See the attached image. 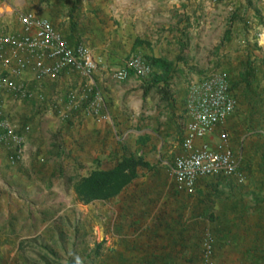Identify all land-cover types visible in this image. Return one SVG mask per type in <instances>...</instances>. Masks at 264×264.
<instances>
[{
  "label": "crops",
  "instance_id": "0c3cea01",
  "mask_svg": "<svg viewBox=\"0 0 264 264\" xmlns=\"http://www.w3.org/2000/svg\"><path fill=\"white\" fill-rule=\"evenodd\" d=\"M192 1L0 0V36L23 32L20 16L34 13L51 21L71 48L85 45L101 61L94 79L104 98L102 114L106 117L88 115L83 108L69 110L67 119L61 117L68 111L67 94L81 90L86 81L78 73L64 72L58 77L31 82L32 89L44 94L42 101H20L9 94L3 95L2 110L17 124L19 133L26 137L27 157L21 163L12 165L8 150L0 142V196L3 189L9 190L11 200L19 205L25 202L32 205L39 199L54 205L62 200L68 201L64 196L66 192H71V196L78 199L72 186L76 178L87 176L97 168L111 169L124 157L134 155L142 156L151 168H140L139 177L116 198L109 202H95L115 201L121 218L125 216L131 220L133 234L138 236L135 239L140 244L144 243L140 238L146 235L148 228L152 236L160 212L166 213L169 220L178 218V212H181L183 222L188 219L187 199L191 195L179 193L174 188L169 169L181 153L186 125L190 121L187 107L190 84L213 71H224L232 79L239 80L238 75L242 72L240 64L249 58L258 61L261 68L259 74L263 75L264 71V42H256L251 34L234 36L232 27H239V20L233 24L229 21L230 25L226 26L225 34L228 29L233 33L229 41L216 42L214 37L210 38L211 33L206 37L205 31L214 24L209 22L204 27L199 17V9L204 7L196 6L198 11L190 12ZM232 2L236 8L228 20L241 4L244 6L240 16L246 22L247 18H252L254 12L252 15L249 13L251 9H247L245 0ZM211 32L215 33V29ZM258 50L261 55L257 54ZM135 54L143 55L147 61L171 65L172 69L152 66V73L147 79L131 73L125 81L116 80L113 72L125 66ZM24 75L32 78L30 71ZM166 77H169L168 84L164 81ZM156 80L158 83H155ZM243 87L240 86L236 93L242 94ZM164 89L168 95L163 92ZM245 107V110L249 109L248 103ZM238 109L239 101L236 112H239ZM236 112L222 126L227 131L231 129ZM245 118L248 122L246 126L252 129L248 130L251 131L248 134L253 137L245 147L242 145L241 153L234 149L242 159L245 190L233 196L229 194L228 199L231 209L229 222L232 223L229 236L242 241L248 238V233L240 229L235 232L233 224H242L241 227L246 230L248 226H244V222L251 223L248 218L253 213L258 214L257 208H263L264 213V203L259 204L263 199L253 197L254 193L262 191V188L264 190V112L252 124ZM245 118L243 116L241 120L242 127L245 126ZM220 129L221 126H218L217 134ZM238 185L241 184L235 179L224 177L200 179L196 192L198 213L201 215L198 214L197 219L202 220L208 211L209 217L215 213L222 192ZM34 189L37 195H28ZM246 191L249 193L246 194ZM56 192L59 197H51ZM43 193L45 199L41 198ZM247 197H253L257 204L247 203ZM5 200L1 198L4 204ZM213 215L218 222L226 213L220 211ZM12 220L13 217L6 227L0 228V237L11 235L13 229L9 224ZM143 220H146L144 227ZM143 228L145 232L141 234Z\"/></svg>",
  "mask_w": 264,
  "mask_h": 264
},
{
  "label": "built area",
  "instance_id": "2783aa9c",
  "mask_svg": "<svg viewBox=\"0 0 264 264\" xmlns=\"http://www.w3.org/2000/svg\"><path fill=\"white\" fill-rule=\"evenodd\" d=\"M20 21L23 32L0 36V142L8 150L9 162L14 166L27 157L26 137L2 110L3 95L9 94L20 101H42L44 94L32 89L31 82L58 77L64 72L78 73L86 81L81 90L67 94L68 111L61 117L67 119L69 110L83 108L88 115L106 119L102 114L104 98L94 79L101 61L85 45L71 48L48 19L26 13L20 16ZM27 71L32 73V78L25 77ZM131 73L144 80L151 75L152 66L143 55L135 54L113 75L116 80L125 81ZM187 107L190 121L181 153L169 169L174 188L192 196L202 178L224 177L242 183V159L233 148L230 132L222 127L238 108L228 73L213 71L202 80L192 82ZM218 126L221 129L217 134ZM214 250L215 238L208 231L204 239L206 264L211 263Z\"/></svg>",
  "mask_w": 264,
  "mask_h": 264
},
{
  "label": "rangeland",
  "instance_id": "374dc122",
  "mask_svg": "<svg viewBox=\"0 0 264 264\" xmlns=\"http://www.w3.org/2000/svg\"><path fill=\"white\" fill-rule=\"evenodd\" d=\"M245 0V6H246ZM253 6L250 7L249 13L252 18H247V24L241 20L238 22L239 27L235 25L232 27L234 36L243 37V35L251 34V38L256 42H264V0H251ZM190 12L196 10V6L203 5L204 9H199L200 20L206 28L207 23H213L214 25L206 32V37L210 34V38L215 39L216 42L224 40L226 26L229 24L228 18L234 11L235 3L232 0H193L190 2ZM244 6V5H243ZM235 7V8H234ZM259 9L260 11H257ZM260 12V13H259ZM249 14V15H250ZM230 25V24H229ZM249 28L246 29V26ZM215 29V33L211 31ZM206 30V29H204ZM214 34V35H213ZM233 35V33H232ZM237 37V38H238ZM237 48L239 47L236 45ZM233 47L235 50L234 46ZM253 49H256L255 47ZM208 52V50H207ZM257 54L261 55L262 52L258 50ZM262 87L264 88V80H261ZM240 110L237 111L234 119L231 122L232 143L234 149L241 153L243 150L242 145L252 139V134H248L251 128L246 125L248 119V110H245L247 100L240 92L237 93ZM241 102V104H240ZM245 107V108H244ZM245 118V126L242 127V118ZM48 162V161H47ZM46 162V163H47ZM238 183V182H237ZM241 185L232 187V189L225 190L220 196V200L215 208L217 214L220 211L226 213L223 220L215 222V216L213 214L208 216V212L204 214L203 219H198V226L196 231L202 233L207 230L212 231L215 234L219 247L217 245L215 251V257L212 264H240L239 257L240 252L243 251L244 246L235 247L236 241L234 237L229 236L224 239L221 234L217 232V228L223 229L224 227H232L229 222L230 200H228L229 194H238L245 190L242 183ZM27 185H29L27 183ZM37 190L34 189L28 195H37ZM249 191H246L248 194ZM254 199L262 198L264 200V190L254 193ZM44 193L41 198L45 199ZM39 196V198H40ZM50 196V194H49ZM65 199L60 203L49 205L48 201H35L34 204H15L13 203L12 196L9 190L3 189L2 196H0V228L7 226L9 219L13 217L11 235L7 237H0V264H137L138 258L142 254H145L148 250L146 246L149 244V240L146 239V235L142 238L143 244H146L141 249H133L132 246L137 239L133 234V224L131 220H128L119 214V207L115 201L111 203L92 202L90 204H84L79 199L73 198L71 192L65 193ZM5 198V204L2 203L1 198ZM54 198H58L59 194L56 192ZM252 197V198H253ZM233 198V197H231ZM247 197L246 202L249 204L256 203L254 199ZM189 208L186 212L188 219L192 218L198 213V195L196 194L188 197ZM25 201V198H22ZM257 204V203H256ZM109 213V215H108ZM253 213L248 218L252 224H255L259 220V215ZM210 220V221H209ZM146 221V220H145ZM143 220L142 227L146 226V222ZM237 224H233V228L236 232ZM145 228L141 234H144ZM200 234V233H199ZM203 234V233H202ZM203 237V236H202ZM138 238V236L136 237ZM203 239H199V248L194 251L187 250L181 260L182 264H189L186 258H189L194 252L198 257H202ZM249 238L244 239L241 243L246 244ZM138 242V241H136ZM248 243V242H247ZM239 249V250H238ZM192 252V253H191ZM201 264V262L199 263Z\"/></svg>",
  "mask_w": 264,
  "mask_h": 264
},
{
  "label": "trees",
  "instance_id": "16d2710c",
  "mask_svg": "<svg viewBox=\"0 0 264 264\" xmlns=\"http://www.w3.org/2000/svg\"><path fill=\"white\" fill-rule=\"evenodd\" d=\"M242 6L243 5L241 4L237 8V11L229 20L231 24L235 23L237 20H241L247 24L245 18H242L239 14ZM252 6V1L247 0V9ZM257 11L260 10L257 9ZM231 31V29L226 31L224 38L225 41L230 40L232 33ZM148 62L151 66H157L164 70L172 69L171 65L160 64L156 61ZM262 63H264V60ZM258 64L259 63L257 60H251L250 58L241 62L240 69L242 72H240L238 75L239 80H235L234 78L232 79V77H230L228 74L231 83V89L235 93L236 97V90L239 89L240 86H244L242 94L243 97L246 98L249 106V109L246 113L248 114V119L251 121V124L258 115H261L264 112V88H262L261 83V80H264V71L262 72L263 75L258 73L261 70ZM168 78L169 77L164 78L166 84L169 82ZM155 83H158V81L156 80ZM163 92L168 95V92H166L165 89ZM140 168L150 169L151 165L142 156H127L117 162L115 167L111 169L105 170L97 168L87 176L76 178L72 186L78 196V199L84 204H90L95 201L109 202L120 195L139 177ZM263 203L264 200L259 201L260 205ZM257 212L260 216L259 220L255 224H247L244 222V226H248L246 230L241 227L242 224L237 225V230H244V232L248 233L249 238V240L246 241V244L241 243L242 239L235 238V247L244 246L242 253H239L241 255L238 260L240 264H264L263 208H257ZM181 215V212H178V218L169 220L166 218V213L160 212L153 226L152 236L148 233L150 228L146 230L149 244L146 245L136 242L132 246L128 245L135 250L141 249L145 245L148 247L147 252L138 258L139 260L137 264H182L180 259H182L184 256L186 257L185 252L187 250L194 251L199 248V243H197V241L201 238L203 239L202 257H198L199 252H197V254L191 252V256L186 259L189 264H199L200 262L201 264H206L204 258V239L207 230L205 232L202 231L203 234L200 231H196V227L198 226V214L193 215L192 218L187 219L184 222L181 220ZM217 232L221 234L224 239L228 238L229 233H231L229 227H224L223 229L217 228ZM211 233L215 238V234L212 231ZM217 245L221 247V245L218 244V240L215 238V250L210 264L213 263Z\"/></svg>",
  "mask_w": 264,
  "mask_h": 264
}]
</instances>
